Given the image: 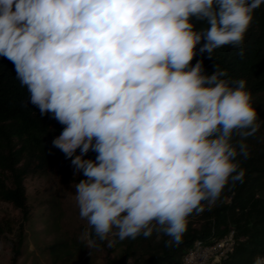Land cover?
<instances>
[{
  "label": "clouds",
  "instance_id": "clouds-1",
  "mask_svg": "<svg viewBox=\"0 0 264 264\" xmlns=\"http://www.w3.org/2000/svg\"><path fill=\"white\" fill-rule=\"evenodd\" d=\"M262 4L0 0V57L41 114L64 125L53 146L68 158L80 150L71 163L86 177L73 186L84 238L155 232L178 246L189 216L242 180L238 157L260 127L253 93L219 65L207 75L191 61L201 41L210 57L224 46L242 54Z\"/></svg>",
  "mask_w": 264,
  "mask_h": 264
},
{
  "label": "trees",
  "instance_id": "trees-1",
  "mask_svg": "<svg viewBox=\"0 0 264 264\" xmlns=\"http://www.w3.org/2000/svg\"><path fill=\"white\" fill-rule=\"evenodd\" d=\"M203 26L197 22V27ZM204 41H201V45ZM197 54L191 61H203L204 72L211 75L215 65L226 70L232 79H244L253 93L254 107L258 113V131L244 142L248 146V158L238 157L244 170L242 180L229 181L220 196L211 202H203L199 212L188 218L187 230L181 243L167 247L169 237L153 233L135 239L121 240L115 233L101 239L94 233L86 238L90 250L101 251V264H178L181 255L195 239L211 241L233 229L236 241L233 248L216 264H253L257 255H264V4L255 10L254 20L240 48L224 46L212 53ZM26 105V106H25ZM64 125L50 113L41 114L30 101L26 87L16 79L15 65L0 57V200L10 203L20 212L21 220L29 217L24 179L31 174L43 173L51 165L73 167L71 159L80 155L77 149L72 158L53 146V140L63 131ZM239 140L240 137L235 136ZM97 153L89 151L84 158L95 160ZM86 179L82 171L74 173L75 184ZM229 196V198H226ZM82 231L88 224L80 223ZM12 229V219L0 218V234ZM74 243L85 245L84 240L73 238ZM10 264L22 254L23 246L15 238L10 245ZM64 262L72 255L64 240L58 239L44 246ZM53 259V262H56ZM85 264H90L86 261Z\"/></svg>",
  "mask_w": 264,
  "mask_h": 264
},
{
  "label": "rangeland",
  "instance_id": "rangeland-1",
  "mask_svg": "<svg viewBox=\"0 0 264 264\" xmlns=\"http://www.w3.org/2000/svg\"><path fill=\"white\" fill-rule=\"evenodd\" d=\"M74 173L76 169L73 167L53 164L43 173L28 175L24 179L29 211L25 221L21 220L17 208L0 200V218L12 219V229L0 234V264H10V245L15 238L23 246L16 264H85L86 261L101 264L102 252L90 250V243L82 236L85 230L78 227L80 223L87 224V221L80 218L75 202ZM73 238L84 240L85 245L74 243ZM58 239L64 240L72 253L64 262L44 248ZM123 264L131 262L127 259Z\"/></svg>",
  "mask_w": 264,
  "mask_h": 264
},
{
  "label": "built area",
  "instance_id": "built-area-1",
  "mask_svg": "<svg viewBox=\"0 0 264 264\" xmlns=\"http://www.w3.org/2000/svg\"><path fill=\"white\" fill-rule=\"evenodd\" d=\"M233 229L208 242L195 239L181 255L178 264H216L234 246Z\"/></svg>",
  "mask_w": 264,
  "mask_h": 264
}]
</instances>
